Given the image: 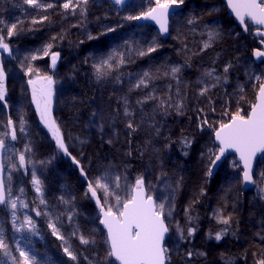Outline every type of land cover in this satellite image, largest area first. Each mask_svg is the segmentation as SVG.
Listing matches in <instances>:
<instances>
[{
  "label": "rangeland",
  "instance_id": "rangeland-1",
  "mask_svg": "<svg viewBox=\"0 0 264 264\" xmlns=\"http://www.w3.org/2000/svg\"><path fill=\"white\" fill-rule=\"evenodd\" d=\"M48 2L55 4L54 0ZM63 2L64 0L60 6ZM183 3L185 7L172 16V34L168 38L166 50L162 49L165 42L154 25L139 24L137 20L126 19L146 12L155 5V0H133L124 11L111 0H90L85 19L79 20H77L80 16L79 10L75 15H71L61 7L64 11L63 23L76 28L75 31L72 29L68 39L64 36L62 40L72 41V36L79 38L81 34L84 38L82 42L76 38L75 40L79 45L87 44L77 56L78 61H75L83 66L81 71L85 80L97 85L96 95L91 101L94 118L84 113L81 104L78 106L68 104L77 95V92L75 94L71 90L67 91L70 88L68 84L64 85L66 77H69L68 70H71L69 65L73 63L63 62L60 52L55 68L51 67L50 57L24 61L25 68L31 64L41 75H51L55 81L52 117L60 127L69 153L80 162L79 165L58 148L51 131L40 119V114L32 101L31 87L28 84L30 76L25 74V68L20 67L21 75L14 71L19 76L13 77L10 82L9 77L7 78L8 91L5 98L7 106L0 102V134L9 131L5 125L10 117L17 123V139L14 141L10 137L5 139L7 148L4 151L3 162L6 182L10 171L13 196L20 195L19 189L23 188L24 195L21 199L29 204L28 208H24L18 202L17 215L20 220H23L25 215L31 216L38 234L33 235L28 231L16 232L12 227L11 209L6 205H0V227L13 249L19 242L25 251L36 258L37 264L68 263L64 260L67 256L63 252L62 241L52 234L47 218L43 214L36 216L32 210L36 207L43 209L44 206L39 204V194L35 192L31 183L33 164L29 163L28 170L25 171L19 166V153L24 152L25 146L31 148L30 152L25 153L26 159L36 162V175L43 183L44 198L48 202L49 209L63 214L66 208L69 211L74 208L73 224L67 222L66 216H61L64 221L60 229L61 234L68 235L78 225L81 232L86 235L91 233L95 237L94 245H81L76 237H71L70 243L80 253L79 264L100 261L108 250V245L105 243L107 233L101 226V213L95 199L91 198L90 194L85 195L87 180L81 174L80 167L84 168L88 179H94L107 170L113 174L126 176L128 182L134 183L137 175L130 165V130L126 126L128 118L124 115V97H127L134 111L135 131L139 133V147L145 159L142 175L146 185L159 201L162 194L167 196L170 191L165 187L166 184H171L172 189H177L179 182L174 199L175 208L170 217L167 215V206L165 209V220L169 226L165 247L169 249L171 255L170 264H186L183 258L185 239H181L176 225L179 224L186 232L190 227L189 215L193 206L203 200L207 202V221L210 225H219L214 217L218 209H222L225 215L230 214L233 217L231 226L237 234L241 255V262L238 264H256L257 259L264 257V191H261L264 188V177L261 176V173H264V155L257 164L254 177L256 185L249 191L243 188L244 169L238 156L227 157L216 172H212L211 163L215 159L212 153H217L219 148L215 143V130L219 124L229 121L230 116L238 109L241 110L242 115L248 114L251 104L256 101L258 82L249 77L251 75L264 77V61L258 63L254 57V49L260 47V39L254 35L257 27L249 23L248 31L241 28L228 11V5L224 0H184ZM0 6L5 12L1 1ZM17 10L20 12L19 8ZM105 10L107 13H104ZM34 12L24 17L9 13L7 19L0 17V20H6V25L22 21L17 30L20 31L21 28L23 31L33 30L35 25L31 23L32 19L43 15L39 13L40 11L34 10ZM104 15L106 19L111 20L105 25L96 27ZM189 19H194V23L189 24ZM109 28H114L115 31H107ZM213 28L220 31V38L214 42L212 48L198 55H192L193 52H199L202 41L207 39L206 33ZM89 35L97 39H89ZM153 40L160 45L155 52L143 57L136 55L137 49H146ZM49 42L54 44L52 49L54 52L56 45H61L56 44L51 38H46L43 42L23 40L21 56L33 54ZM113 50L123 52L126 63L118 69H113L105 78L97 79L93 65L101 58H106ZM176 55L188 58L194 65L195 82L183 76L182 70L179 84L171 76L163 75L168 67L182 66ZM6 56L7 60L11 59L7 53H3L5 70L6 64L9 67L8 61L5 60ZM46 60L52 70H58V77L48 73L47 65L44 64ZM229 62L237 69L232 78L230 79L228 75L227 83L223 86L218 85L201 96L199 94L201 85L198 80L203 70L214 67L222 74L223 67ZM157 69L160 70L159 78L153 79L147 88L131 87L140 74L145 71L155 72ZM6 72L10 76L11 73L7 70ZM57 81L61 83L57 85ZM149 92H155L157 97L164 99L171 96L173 104L182 101L184 108L178 112L173 107H169L165 113L158 106V100H149L143 105H138L136 101L143 99ZM81 99L80 97L78 100ZM213 108L215 111H212ZM200 109H203V112ZM226 112L228 115H225ZM172 113L177 115L176 119L181 122L182 127L187 126V118H191L193 129L199 135L197 146L188 159L180 153L177 146L172 144L170 124L164 120L168 121ZM101 114L103 120L100 119ZM21 115L27 122L24 133L18 130ZM205 119L207 123H204ZM98 136L104 137L110 147L118 150L119 157L109 148L100 150L96 145ZM9 156L11 162L17 165L16 169L9 168ZM39 161L45 163L40 164ZM210 167L212 174L209 176L207 173ZM97 192L104 203V193L99 189ZM117 192L122 197H127L128 189L123 179L121 188ZM61 196L65 199L75 197V200L71 205L66 206L60 202ZM107 201L114 203V197H107ZM57 227L60 225L58 224ZM47 231L56 238L60 244L59 249L57 244H53L47 238ZM201 232L202 230L195 232L189 250L193 253L204 252L207 255L192 257L196 256L201 264H220L219 259L223 257L225 260L232 250L230 240L223 237L222 240L217 241L214 237H210L208 232ZM223 240L227 241L224 242V247L219 246L218 244ZM212 241L217 243L214 244ZM15 254L19 255L18 252ZM84 257H88V260ZM102 264L117 263L113 257H110Z\"/></svg>",
  "mask_w": 264,
  "mask_h": 264
},
{
  "label": "snow or ice",
  "instance_id": "snow-or-ice-1",
  "mask_svg": "<svg viewBox=\"0 0 264 264\" xmlns=\"http://www.w3.org/2000/svg\"><path fill=\"white\" fill-rule=\"evenodd\" d=\"M90 0H64L61 7L71 15H75L77 10L82 18L87 15V6ZM184 0H155L156 7L149 8L146 12H143L140 16H129L128 20H152L159 25L160 32L168 33V15L169 9L173 5L183 4ZM24 3L32 6L34 9H39L42 12H47L49 9H53L55 5L48 2V0H24ZM116 4L124 3V0H115ZM228 7L234 12L239 22L244 26V30L248 31L249 23L260 26L255 29L256 36L260 37V43L264 45V0H227ZM49 20L48 15L38 16L33 18L31 23L33 25L43 24ZM22 21H17L10 25H6L3 20H0V102L7 106V78L8 74L5 70L3 53H7L9 57H13V49L7 42L8 38L13 35H18V25L22 24ZM189 24L194 23V19L188 20ZM7 28L5 33L4 29ZM23 31V28L20 29ZM107 31H115L114 28H109ZM207 39L202 41V46L199 52H193L192 55H198L212 48L214 42L220 38L221 33L219 30L213 28L207 33ZM63 38V37H60ZM57 36L51 38L52 41H56ZM89 39H97L89 35ZM54 44L49 42L42 49H37L35 53L29 54L23 57L21 67L25 68L24 61H34L43 57H50L51 67L55 68L57 60L60 57L58 51H52ZM160 47L158 42L153 40L152 44L146 49H137L136 55L148 56L155 52ZM256 58L264 57V51L256 49L254 51ZM15 58V57H13ZM115 62V63H113ZM214 62V61H213ZM126 63V58L123 52L113 50L106 58H101L98 63L94 64V70L97 79H103L110 75L113 69H118ZM188 66L187 61L185 65H176L168 67L164 70V76H171L173 79L180 83V73L182 67ZM233 65L229 62L223 67V73L220 74L214 67L204 69L198 80L201 85L199 94L201 96L206 95L212 88L223 86L228 81V74ZM25 74L30 77L28 84L31 85L32 101L35 103L36 108L40 114V119L51 131L53 137L56 140L58 148L66 155H71L68 152V148L64 142L63 135L60 131L59 125L52 117V103L54 95V84L51 75H41L38 69H34L31 64L25 68ZM160 70L145 71L140 74L135 83L131 87L141 89L147 88L153 79L159 78ZM250 79H255L258 82V91L256 101L251 104L250 112L247 115H242L241 110H237L229 118V122H221L218 129L215 131V139L219 141L220 147L218 148V154L212 153L215 159L211 161L212 165H215V161L219 160L224 153L233 149L239 153L240 159L244 164L243 180L249 183H255L252 175V160L258 152L264 153V77L251 75ZM255 87V85H254ZM243 91V88H241ZM177 96H179V89H177ZM243 99V96H241ZM124 100V115L128 118L127 128L131 131H135L136 125L133 122L134 111L131 109L127 97ZM149 100H158V106L166 113L169 107H173L176 111L180 112L184 108L183 102L176 104L172 103V97L168 96L166 99L159 98L155 92H149L143 99L137 100L138 105H143ZM203 112V109H200ZM212 111H215L213 108ZM225 115H228L226 112ZM103 120V115L100 117ZM26 121L21 115L19 117L18 130L20 133L25 132ZM204 123H207L205 119ZM9 131L0 134V154L4 153L7 148L5 139L10 137L11 140L17 139V123L10 117L5 125ZM103 130V124L100 125ZM111 143V141H109ZM186 145L190 146V141H185ZM31 148L25 146L24 152H20L18 156L19 166L27 171V165L33 164L32 169V185L35 192L38 193L39 204L44 208H33L36 216L42 214L47 218L48 227L51 232L63 244V252L69 258V260L79 264L80 253L76 248H73L70 243L71 237H76L81 245H94L96 243L95 237L89 233L85 234L80 231L79 226H75L73 230L68 234H61V228L64 225V221L61 216L64 215L67 218L69 224H73V216L75 215L74 208L69 211L67 208L63 214L56 212L54 209L50 210L48 202L44 198L43 183L41 179L36 175L35 161L26 159V152H30ZM131 155V153H129ZM73 161L79 165V161L75 157H72ZM9 168L16 169L17 165L11 162V156L8 157ZM40 164H44V161H39ZM50 163V161L48 162ZM80 172L85 176L87 180V191L85 195L90 194L91 198L96 200V203L102 214V223L107 229V238L105 243L108 245V250L104 257L100 261H89V264H102L108 258L113 257L119 264H170L171 255L169 249L163 244L165 234L169 232V226L165 222V209L167 206V215L170 217L172 211L175 208L174 199L175 193L178 189L179 182H177V189H172L171 184H166L165 187L170 189L167 196L162 194L161 199L158 201L150 187L146 185L143 175H139L135 178L134 183L128 182L126 176L120 174H113L105 170L101 175L94 179H88L87 173L84 168L80 167ZM5 165L0 156V205H6L11 209V222L13 229L18 233L28 231L33 235L38 234L35 221L31 216L25 215L23 220L17 215V207L19 204L28 208L29 204L22 200L24 195V189L20 188V195L13 196L11 188V172H8L7 182L5 180ZM209 176L212 174L211 167L207 173ZM264 177V173H261ZM125 181V186L128 189L127 197L124 198L118 194L117 190L121 188V180ZM101 190L105 196V202H100V197L97 191ZM264 191V188L261 189ZM114 197V203H108L107 197ZM59 200L64 205H71L75 200V197L65 199L64 196L59 197ZM191 205L189 206V210ZM189 210H186L188 212ZM214 217L219 224L226 227L217 231L214 235L215 240L220 241L228 233L229 227L233 223V217L225 215L222 209H218L214 213ZM192 217L189 215V220ZM19 221V222H18ZM60 227H57V225ZM177 231L181 239H187L192 237L197 228L191 226L185 229L179 224L176 225ZM213 234L210 232L209 236ZM19 253L17 256L15 253ZM193 255L206 256L207 253L198 252L193 253L188 251L186 256L191 258ZM88 260V257H84ZM0 264H37L36 258L25 251L19 244L16 243L15 249L5 239L3 229L0 227ZM226 264H232L230 260H226ZM256 264H264V257L256 260Z\"/></svg>",
  "mask_w": 264,
  "mask_h": 264
},
{
  "label": "trees",
  "instance_id": "trees-1",
  "mask_svg": "<svg viewBox=\"0 0 264 264\" xmlns=\"http://www.w3.org/2000/svg\"><path fill=\"white\" fill-rule=\"evenodd\" d=\"M3 2L5 12L2 10L0 6V17L7 19V14L12 13V14H20L23 17L26 16L28 13L31 15L34 14L35 11H40L39 9H33L32 6L27 5L24 3V0H0ZM55 1V7L53 9H49L47 12H42L40 11L39 13H42L43 15H48L49 20L45 21L43 24H37L35 25V28L33 30H28V31H18V35H13L11 38L7 39V42L10 44V46L14 49L13 52V57H11L10 61L7 60V56L5 58L6 62L8 61L9 67L6 64V70L9 71L11 74L9 77V82L10 80L13 79V77L21 75L20 67H21V62H22V41L23 40H29V41H44L46 38H52L53 36H57L58 39L56 40V44H61V45H56L57 47L55 48V51H58L61 53V58L63 62H69L73 63L72 65H69L71 67V70H68L69 77L67 76L65 79L64 85L70 87L67 89V91L70 92H77V95L74 97V99L69 102L68 104H73V105H80L81 104V109L86 113L87 115H91L92 118H94V114L92 112V103L91 101L94 99L96 92H97V85L91 81L88 83V81L85 80L84 74L81 71L82 65H79L76 63L78 61L77 56L80 55V53L86 48L85 44H78V42L75 40L78 39L79 42H82V35H79V38L76 36H72V41H64L60 37H66L68 39L69 36H71L70 32L75 31L76 28L75 26H66L65 23H63V16H64V11L61 10L60 3L62 0H54ZM17 8L20 9V12L17 10ZM104 13H107L106 10ZM6 14V15H5ZM121 15V12H120ZM36 18V17H34ZM79 19H85L79 16L77 20ZM111 19H106L105 15L102 21H99L98 25L96 27H100L102 25H105L106 22H109ZM4 23L6 24V20H3ZM18 29V28H17ZM5 33L7 32V29H4ZM75 34V33H74ZM165 44L162 46L163 50H166L168 47V39H164ZM90 46V45H89ZM79 48V49H78ZM78 49V50H77ZM179 61L181 62L182 66L185 65V62L187 61L188 66L182 67V74L185 77H188V79L191 82H195L196 80V75H195V67L191 63V61L183 56L176 55ZM76 60V61H75ZM75 61V63H74ZM44 64L47 65V71L49 74L52 75H57L58 77V70L54 69L52 70L50 67V64L48 63V60L44 62ZM14 71L18 72L19 75H17ZM237 69L233 65V68L230 69L229 71V78L231 79L232 76L236 73ZM21 73V74H20ZM43 75V74H42ZM87 75V74H86ZM30 78H35L30 77ZM29 78V79H30ZM63 78V77H61ZM61 81H57V85L60 84ZM76 94V93H75ZM257 94V93H256ZM82 98L81 100H78L79 98ZM76 100V101H74ZM78 102V103H74ZM68 116V115H67ZM177 115L175 113L170 114L169 120L167 121L164 119L167 123L170 124V134L172 136V144L174 146H177L180 153L186 157L187 159L191 155V153L194 151L195 147L197 146V141L199 139V135L196 131H194L193 127V122H191V118H187V126L182 127L181 122H179L176 119ZM157 134V131H155ZM130 148H131V160H130V165L133 168V171L135 175L139 176L142 175L144 170V162L145 159L142 157V151L141 148L139 147L140 144V136L139 133L136 131H131L130 130ZM158 136V135H157ZM190 141V146L185 144V141ZM96 145L100 150H107L108 148L110 150H113L112 153L117 155L119 157L120 152L118 150H115L114 148L110 147L107 143L104 137L98 136L96 140ZM75 152V151H74ZM82 164V163H81ZM190 216L192 219L190 220L189 226H195L197 228L196 232L199 230L203 229V225L207 224L208 226V234L211 232L214 237L215 233L222 228L226 227L225 225H210L209 222L207 221V202L200 201L198 202L195 206H193ZM228 233L224 236L226 240H230L231 242V248L232 250L228 253V256H226L225 260H230L232 264H238L241 262V255L239 252V245H238V237L237 234L235 233V230L233 227L230 225ZM47 238L53 242V244L58 245V249L60 248V244H58V241L52 234L47 231ZM193 239V236L190 238L185 239V248H184V253H183V258L186 264H199L201 261L194 257H187L186 253L189 250L190 247L189 245L191 244V241ZM57 249V248H56ZM65 262L67 261L68 264H74L73 261L69 260L68 257H64Z\"/></svg>",
  "mask_w": 264,
  "mask_h": 264
},
{
  "label": "water",
  "instance_id": "water-1",
  "mask_svg": "<svg viewBox=\"0 0 264 264\" xmlns=\"http://www.w3.org/2000/svg\"><path fill=\"white\" fill-rule=\"evenodd\" d=\"M131 1H133V0H124V3H122V4H116L115 3V0H111V2L112 3H114L115 5H117L122 11H124L126 8V6L131 2ZM225 2H226V5H228L227 4V0H224ZM152 7H156V5H154V6H152ZM185 6H184V3L183 4H178V5H173L172 6V8H170L169 9V15H168V28H169V31H168V33H162V32H160L161 33V36H162V39H168L170 36H171V34H172V16L175 14V13H177L179 10H182L183 8H184ZM228 11L232 14V16H234V18H235V21L240 25V27L241 28H244V26L239 22V20H238V18L235 16V14H234V12L228 7ZM140 16V15H139ZM137 23H139V24H149V23H151L152 25H154L159 31H160V29H159V25L155 22V21H152V20H144V19H140V20H137L136 21ZM251 23V22H250ZM252 24V23H251ZM252 25H254V24H252ZM255 27H260V26H257V25H254ZM254 34H255V32H254ZM255 36H256V34H255ZM256 37H258V36H256ZM259 39H261L260 37H258ZM259 48H255L254 50H256V49H260L261 51H264V45H262L261 43H260V41H259ZM254 57H255V55H254ZM255 60H256V62H258V63H260V62H263L264 61V57H262V58H256L255 57ZM30 87H31V85H30ZM256 96H257V94H256ZM249 114V113H248ZM247 115V114H246ZM227 122H229V121H227ZM226 122V123H227ZM218 129V128H217ZM216 129V130H217ZM215 130V131H216ZM215 143L220 147V144H219V141H217L216 139H215ZM69 152V151H68ZM216 154H218V152L216 153ZM230 155H235V156H238V159H239V161H240V163H241V167H243V169H244V164H243V161L240 159V156H239V153H237L235 150H233V149H229V150H227L225 153H224V155L223 156H221L220 157V159L219 160H217V161H215V165H212V172H216L219 168H220V166L223 164V162L226 160V158L227 157H229ZM264 155V153H260V152H258L257 154H256V156L253 158V160H252V175H253V179H254V181H255V172H256V168H257V164L259 163V160H260V158L262 157ZM0 156H2V159H3V156H4V153H2V154H0ZM68 157H69V159L71 160V161H73V159H72V156L71 155H67ZM6 173V172H5ZM5 173H4V175H5ZM5 180H6V176H5ZM256 185V181H255V183H249V182H243V188H244V190H246V191H249V189H251V188H253L254 186ZM97 194H98V196L100 197V202L101 203H103V201H102V197H101V195L99 194V192H97ZM95 202H96V200H95ZM96 205H97V203H96ZM97 207H98V205H97ZM101 213V212H100ZM103 217H102V214H101V219H102ZM165 222H166V220H165ZM101 226H102V228H103V230H105L106 231V233H107V229L105 228V226L101 223ZM168 236H169V232L168 233H166L165 234V238H164V241H163V244H164V246H165V243H166V241H167V238H168ZM114 260H115V258H113ZM116 261V260H115ZM116 263L117 264H119V262L118 261H116Z\"/></svg>",
  "mask_w": 264,
  "mask_h": 264
},
{
  "label": "flooded vegetation",
  "instance_id": "flooded-vegetation-1",
  "mask_svg": "<svg viewBox=\"0 0 264 264\" xmlns=\"http://www.w3.org/2000/svg\"><path fill=\"white\" fill-rule=\"evenodd\" d=\"M172 30V29H171ZM255 35V34H254ZM220 225V224H219ZM204 227H203V229H202V232L201 233H203L204 231H206V232H208V226H207V224H204L203 225ZM224 242H227L226 240H223V242H220L218 245L220 246V245H223V247H224ZM212 243H214V244H216L214 241H212ZM226 249V248H225ZM226 259V258H225ZM220 260V264H226V260H224V258L223 257H221V259H219ZM199 264H201V263H199Z\"/></svg>",
  "mask_w": 264,
  "mask_h": 264
},
{
  "label": "bare ground",
  "instance_id": "bare-ground-1",
  "mask_svg": "<svg viewBox=\"0 0 264 264\" xmlns=\"http://www.w3.org/2000/svg\"><path fill=\"white\" fill-rule=\"evenodd\" d=\"M190 170V169H189ZM251 215V214H250ZM248 225V224H247ZM249 228V227H248ZM243 232V231H242ZM243 240V239H242ZM213 260V259H212ZM210 262H211V260H210ZM210 264V263H209ZM214 264V263H213Z\"/></svg>",
  "mask_w": 264,
  "mask_h": 264
}]
</instances>
